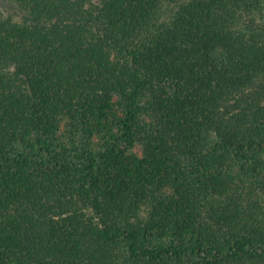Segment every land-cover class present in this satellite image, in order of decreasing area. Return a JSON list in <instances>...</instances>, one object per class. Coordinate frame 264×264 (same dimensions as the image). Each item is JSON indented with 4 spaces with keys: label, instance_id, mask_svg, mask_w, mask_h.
<instances>
[{
    "label": "trees",
    "instance_id": "obj_1",
    "mask_svg": "<svg viewBox=\"0 0 264 264\" xmlns=\"http://www.w3.org/2000/svg\"><path fill=\"white\" fill-rule=\"evenodd\" d=\"M0 264H264V0H0Z\"/></svg>",
    "mask_w": 264,
    "mask_h": 264
}]
</instances>
